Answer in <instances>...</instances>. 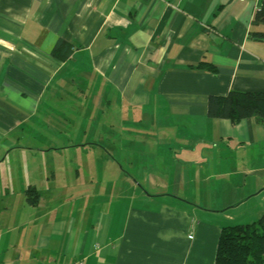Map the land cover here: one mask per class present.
<instances>
[{
  "label": "crops",
  "instance_id": "crops-1",
  "mask_svg": "<svg viewBox=\"0 0 264 264\" xmlns=\"http://www.w3.org/2000/svg\"><path fill=\"white\" fill-rule=\"evenodd\" d=\"M263 6L0 0V264H215L236 208L264 195V124L209 118L208 99L264 93ZM71 151L100 155L104 177L78 170L72 210L43 216L48 166L21 183L16 156Z\"/></svg>",
  "mask_w": 264,
  "mask_h": 264
},
{
  "label": "trees",
  "instance_id": "trees-1",
  "mask_svg": "<svg viewBox=\"0 0 264 264\" xmlns=\"http://www.w3.org/2000/svg\"><path fill=\"white\" fill-rule=\"evenodd\" d=\"M254 23L264 24V6L257 10ZM258 36L264 38V33ZM71 50V44L61 41L53 54L64 61L70 57ZM198 68L216 72L214 66L209 64H202ZM207 106L208 116L212 119L230 120L235 125L254 117L264 124V93L232 91L226 96H210ZM28 191L30 204L37 205L39 194L35 189ZM32 194L36 195L37 200L31 198ZM215 264H264V215L252 224L222 228Z\"/></svg>",
  "mask_w": 264,
  "mask_h": 264
},
{
  "label": "rangeland",
  "instance_id": "rangeland-1",
  "mask_svg": "<svg viewBox=\"0 0 264 264\" xmlns=\"http://www.w3.org/2000/svg\"><path fill=\"white\" fill-rule=\"evenodd\" d=\"M78 124L75 123V126L72 125V128L70 129L72 131L74 130L78 131V126H79ZM81 127L83 128V126ZM72 141H74V139ZM116 158L121 159V155L119 154L118 157ZM47 166H48V169H47ZM39 167L42 168V171L38 170ZM44 167L47 169L48 178H50L49 180L51 182L44 183V181H42L40 178H33V175L35 174L39 175L40 173H43ZM102 167H103V164L101 161V156L96 154L95 152H83V151L72 152L71 151L69 153H65L62 156L54 155V156L46 157V159L42 156L33 157V158L32 157L24 158L23 155L18 153L16 156V160H15V169L17 170L15 171V175H16L17 180L20 181L21 183L25 180V178H23L24 175L25 177H27L28 174L32 175V178L36 184L39 185V183H42V186H38L37 189L41 191L44 198L49 199V201L51 202L50 204H48L49 210L46 211L44 207L43 209L40 210L41 208L40 207L38 208L39 213L42 212L43 216L48 214L50 215V217L51 216L54 217L58 213L62 212V211L56 210V206L60 205L61 202L66 208H68L67 210H65L66 213L68 212V210H72L73 203H74L73 201L74 195H72V193H69V192L65 193L64 191H68V190L72 191V190L77 189V187L72 186L73 182H75L77 179L75 172H78V170L80 171L79 179H81L82 182H86L90 178L91 179L95 178L96 182L100 183L104 177L103 173L101 172ZM53 169H55V172H54L55 176H53V173H52ZM16 189L18 190V193L20 194V191L24 189V186L22 188L18 186ZM29 189H34V188H29ZM115 189L117 190L118 188H115ZM55 190L60 191L59 192L60 194H58L57 197H54L51 194ZM62 194H64L65 196L61 197ZM34 196L35 194H32L31 198L34 199ZM21 201L17 202L16 204V212L18 213V215L22 214L26 216L25 212L22 211V209L20 208ZM52 202H54L53 206H51ZM216 202L217 201L215 200L214 203ZM208 205L210 206V205H216V204L209 203ZM236 209H238L236 210V213H233L234 218L236 220L234 225L252 224L256 222L257 220H259L264 215V195L254 196L248 202L241 204ZM33 220H35V218ZM38 226L39 224L35 222L34 228H37Z\"/></svg>",
  "mask_w": 264,
  "mask_h": 264
},
{
  "label": "built area",
  "instance_id": "built-area-1",
  "mask_svg": "<svg viewBox=\"0 0 264 264\" xmlns=\"http://www.w3.org/2000/svg\"><path fill=\"white\" fill-rule=\"evenodd\" d=\"M240 1L246 3V2H251V1H253V0H240ZM191 238H192V237H191Z\"/></svg>",
  "mask_w": 264,
  "mask_h": 264
}]
</instances>
